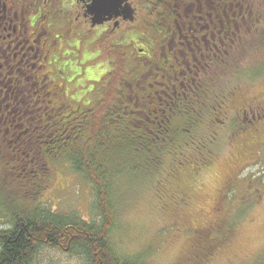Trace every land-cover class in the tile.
<instances>
[{
	"label": "rangeland",
	"instance_id": "374dc122",
	"mask_svg": "<svg viewBox=\"0 0 264 264\" xmlns=\"http://www.w3.org/2000/svg\"><path fill=\"white\" fill-rule=\"evenodd\" d=\"M255 4L264 10V0ZM248 51L237 67L231 61L219 70L215 91L225 96L210 103L218 111L207 110L193 131L191 139L206 145L196 158L188 146L198 170L173 167L169 154L152 175L126 176L119 184L107 238L116 257L134 264H264V40ZM6 159L0 154L1 211L38 208L100 223L93 188L67 161L44 164L47 187L27 197L19 188L22 172L4 167ZM7 228L0 218V230ZM64 248L44 247L32 264H89L79 249Z\"/></svg>",
	"mask_w": 264,
	"mask_h": 264
},
{
	"label": "flooded vegetation",
	"instance_id": "af4514ba",
	"mask_svg": "<svg viewBox=\"0 0 264 264\" xmlns=\"http://www.w3.org/2000/svg\"><path fill=\"white\" fill-rule=\"evenodd\" d=\"M256 13L255 0H0L4 167L57 159L33 157L93 110L115 57L176 59L179 91L195 73L227 68L226 36L246 33L241 21Z\"/></svg>",
	"mask_w": 264,
	"mask_h": 264
},
{
	"label": "trees",
	"instance_id": "16d2710c",
	"mask_svg": "<svg viewBox=\"0 0 264 264\" xmlns=\"http://www.w3.org/2000/svg\"><path fill=\"white\" fill-rule=\"evenodd\" d=\"M256 15L253 23L249 18L241 21L240 27L246 33L226 36L229 62H238L256 41L264 40V10L257 8ZM156 46L153 53H157ZM114 59V69L102 80L100 97L93 110L74 116L75 127L64 129L60 132L61 139L51 143V149L33 157L34 161L42 159V154L50 159L60 157L83 175L93 188L100 223L93 225L75 217L43 213L38 208H18L16 212L8 207L0 209V218L8 223L6 230H0V264H32L44 247L79 249L89 264H134L116 257L107 239L115 220L114 202L119 184L126 176L152 175L169 154L173 167L194 166L192 171L198 170L196 162H192V152L196 158V152L206 145L191 138L206 111L218 109L210 103L225 96L215 91L222 69L195 73V77L183 80L185 85L176 91L172 85L181 82L172 69L181 64L176 59L160 60L154 56L149 61L135 59L130 63L120 61L119 57ZM164 91L166 96L162 95ZM186 146L196 150L191 152L188 148L191 155L187 154L188 149L186 154L177 151ZM204 163L203 160L199 164L204 167ZM37 164L26 168L6 166L15 170L11 171L13 174L22 172L18 182L22 183L19 188L24 196L39 194L48 185L45 166ZM33 187L37 189L32 193ZM9 204L15 205L10 201Z\"/></svg>",
	"mask_w": 264,
	"mask_h": 264
},
{
	"label": "snow or ice",
	"instance_id": "6c2138e0",
	"mask_svg": "<svg viewBox=\"0 0 264 264\" xmlns=\"http://www.w3.org/2000/svg\"><path fill=\"white\" fill-rule=\"evenodd\" d=\"M261 217L264 218V208L261 209ZM261 247L264 249V241L261 242Z\"/></svg>",
	"mask_w": 264,
	"mask_h": 264
}]
</instances>
